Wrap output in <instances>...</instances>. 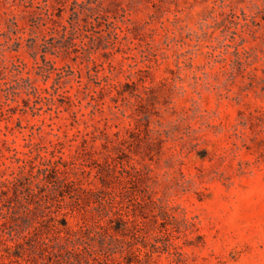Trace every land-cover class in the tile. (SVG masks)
<instances>
[{
  "label": "rangeland",
  "instance_id": "obj_1",
  "mask_svg": "<svg viewBox=\"0 0 264 264\" xmlns=\"http://www.w3.org/2000/svg\"><path fill=\"white\" fill-rule=\"evenodd\" d=\"M0 264H264V0H0Z\"/></svg>",
  "mask_w": 264,
  "mask_h": 264
},
{
  "label": "trees",
  "instance_id": "obj_2",
  "mask_svg": "<svg viewBox=\"0 0 264 264\" xmlns=\"http://www.w3.org/2000/svg\"><path fill=\"white\" fill-rule=\"evenodd\" d=\"M83 4V3H81ZM92 9V8H91ZM40 171H44L45 169H39ZM45 177H47V173H45ZM58 245V243H56Z\"/></svg>",
  "mask_w": 264,
  "mask_h": 264
}]
</instances>
